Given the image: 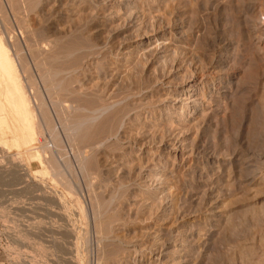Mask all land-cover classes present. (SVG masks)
<instances>
[{
  "label": "rangeland",
  "instance_id": "obj_1",
  "mask_svg": "<svg viewBox=\"0 0 264 264\" xmlns=\"http://www.w3.org/2000/svg\"><path fill=\"white\" fill-rule=\"evenodd\" d=\"M0 38V264H264V0H0Z\"/></svg>",
  "mask_w": 264,
  "mask_h": 264
},
{
  "label": "bare ground",
  "instance_id": "obj_2",
  "mask_svg": "<svg viewBox=\"0 0 264 264\" xmlns=\"http://www.w3.org/2000/svg\"><path fill=\"white\" fill-rule=\"evenodd\" d=\"M2 40L0 38V130L4 133L13 132L15 141L12 143L16 142L15 144L18 147L34 139L32 115L29 110L31 106H27L26 91L24 90L23 84L20 83L17 69L7 50L8 47L6 48V45L4 46ZM31 157H39L38 152L35 151V155ZM28 176H31L30 172Z\"/></svg>",
  "mask_w": 264,
  "mask_h": 264
}]
</instances>
